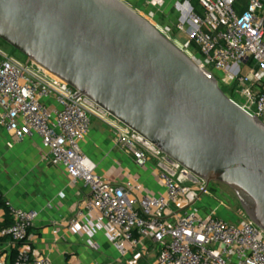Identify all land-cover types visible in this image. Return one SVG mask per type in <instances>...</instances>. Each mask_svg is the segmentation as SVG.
I'll list each match as a JSON object with an SVG mask.
<instances>
[{
	"label": "built area",
	"instance_id": "obj_1",
	"mask_svg": "<svg viewBox=\"0 0 264 264\" xmlns=\"http://www.w3.org/2000/svg\"><path fill=\"white\" fill-rule=\"evenodd\" d=\"M193 0L175 3L180 13L175 27L161 26L154 7L162 0H144L150 8L135 11L170 41L177 44L198 66L219 75L230 98L264 123V0H197L202 15L194 12ZM192 27L190 40L198 53L190 54L189 42L180 44L173 33ZM247 67L245 73L241 67ZM233 95H239L238 102ZM52 100L55 106L47 105ZM105 122L114 131V140L137 166L149 157L158 160V180L163 192L157 196H134V185L109 183L96 171V164L81 150L92 118ZM0 126L18 139L36 136L45 150L46 161L61 166L72 178L89 188L79 215L88 222V231L102 228L123 254L127 245L144 240L160 245L154 264H264V231L245 214L230 222L214 212L201 213L194 206L210 188L155 145L112 117L107 111L68 84L49 76L35 61L21 62L0 52ZM2 195L0 192V200ZM188 204L180 216L169 221L165 212L177 202ZM10 224L0 230L9 238L14 255L11 264H52L44 255H33L26 242L35 218L5 201ZM96 215L94 221L88 216ZM69 229L81 227L72 218Z\"/></svg>",
	"mask_w": 264,
	"mask_h": 264
},
{
	"label": "water",
	"instance_id": "obj_2",
	"mask_svg": "<svg viewBox=\"0 0 264 264\" xmlns=\"http://www.w3.org/2000/svg\"><path fill=\"white\" fill-rule=\"evenodd\" d=\"M0 40L176 161L264 231V123L123 0H0Z\"/></svg>",
	"mask_w": 264,
	"mask_h": 264
},
{
	"label": "crops",
	"instance_id": "obj_3",
	"mask_svg": "<svg viewBox=\"0 0 264 264\" xmlns=\"http://www.w3.org/2000/svg\"><path fill=\"white\" fill-rule=\"evenodd\" d=\"M123 1L129 6L130 2L144 4V0ZM162 1V5L153 8L155 19L175 27L180 17L175 3L182 0ZM46 103L55 106L51 99ZM80 146L96 164L97 173L109 183L124 185L131 180L137 199L163 192L157 177L158 160L149 157L144 166H137L134 157L118 147L114 131L105 122L93 117L91 129ZM0 192L2 201L35 213L26 246L33 255H44L52 264H154L160 251L159 244L144 240L135 247L126 244L127 251L123 254L102 228L90 233L88 222L78 214L82 202L89 196L87 185L72 181L63 167L50 165L38 137L18 139L2 126ZM200 200L195 202L196 208L200 207ZM187 207L185 201L177 202L165 212V218L175 220ZM72 218L78 219L80 231L68 228ZM88 219L94 221L96 215L91 214ZM4 220L5 212L0 207V224ZM11 253L9 238L0 241V264H11Z\"/></svg>",
	"mask_w": 264,
	"mask_h": 264
},
{
	"label": "rangeland",
	"instance_id": "obj_4",
	"mask_svg": "<svg viewBox=\"0 0 264 264\" xmlns=\"http://www.w3.org/2000/svg\"><path fill=\"white\" fill-rule=\"evenodd\" d=\"M194 12L197 15H202V8L199 6L197 0L192 1ZM130 6L135 10H146L145 4H138L130 2ZM168 22H162L159 21V24L161 26H171L170 24H167ZM192 27L190 25L184 26V31H177L173 37L176 41L183 44L185 42H188L190 40ZM0 52L3 54H7L9 56H12L16 58L17 60L21 62H26L27 57L22 55L20 52L16 51L12 47H10L8 44L0 40ZM188 53L190 54H197V51L195 49H189ZM241 72L245 73L247 71V67H241ZM216 74V73H214ZM216 76H219L216 74ZM222 89L226 93V95L230 96L229 90L222 85ZM234 99L238 102H242L243 99L239 95H233ZM214 183V182H211ZM210 183V184H211ZM200 207L198 210L202 213H211L214 212L219 217L223 218L224 220L230 221V222H237L240 217L242 210L239 207V204L237 200L235 199L233 193L226 187V186H219L217 188V191L210 192L209 195H202L200 198ZM199 205V202H197Z\"/></svg>",
	"mask_w": 264,
	"mask_h": 264
},
{
	"label": "trees",
	"instance_id": "obj_5",
	"mask_svg": "<svg viewBox=\"0 0 264 264\" xmlns=\"http://www.w3.org/2000/svg\"><path fill=\"white\" fill-rule=\"evenodd\" d=\"M189 45H190L191 49H195V50L197 51V53H198V49H197L195 43L193 42V40H190ZM216 74H217V73H216ZM216 74H215V75H216ZM216 77L218 78L219 76H216ZM222 90H223V89H222ZM223 91H224V90H223ZM219 186H223V185H222V184H219V183H211V184H209L210 192L217 191V188H218ZM0 207H1V208L4 210V212H5V220H4L3 223L0 224V230H1L3 227L9 225L10 222H11V220H10V217H9L8 209H7L6 205L4 204V201H2V200H0ZM6 239H8V238H7V237H3V236L0 237V241H4V240H6ZM13 255H14V251H12V253H11V256H12V257H11V261H12Z\"/></svg>",
	"mask_w": 264,
	"mask_h": 264
}]
</instances>
